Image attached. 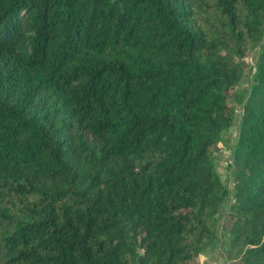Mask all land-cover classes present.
Wrapping results in <instances>:
<instances>
[{"label":"trees","instance_id":"obj_1","mask_svg":"<svg viewBox=\"0 0 264 264\" xmlns=\"http://www.w3.org/2000/svg\"><path fill=\"white\" fill-rule=\"evenodd\" d=\"M224 204L264 264V0H0V264H200Z\"/></svg>","mask_w":264,"mask_h":264},{"label":"rangeland","instance_id":"obj_2","mask_svg":"<svg viewBox=\"0 0 264 264\" xmlns=\"http://www.w3.org/2000/svg\"><path fill=\"white\" fill-rule=\"evenodd\" d=\"M256 50H257V47L252 49L251 52L249 53V56H248L249 63L247 64L248 66L244 70L239 80L240 82V85H239L240 89L238 90L239 92L245 89L250 83L252 73L255 69L253 60H254V55H255ZM240 111H241V105L239 104V101L236 100V106L234 110V119H233L232 125L228 128H224L221 131L219 140L217 141V143L214 145V147L211 150L214 163L218 168H220V173L222 175L223 181L228 187L231 186V180H230V185L226 183L228 177L230 176V173L228 171V160L230 158V145H231V142L233 141L232 139H234L235 137V133H236L235 128L237 126V123L239 122ZM228 183H229V180H228ZM225 208H226V205L225 204L222 205L220 209L218 221H217V226L220 229L224 228L222 226V216H221L222 214L221 213L225 210ZM224 230L226 229L224 228ZM226 256H227V251H226Z\"/></svg>","mask_w":264,"mask_h":264},{"label":"crops","instance_id":"obj_3","mask_svg":"<svg viewBox=\"0 0 264 264\" xmlns=\"http://www.w3.org/2000/svg\"><path fill=\"white\" fill-rule=\"evenodd\" d=\"M216 169L223 180L220 168L216 166ZM228 180L229 177L226 183L230 185V180L229 183ZM229 240L230 233L227 230H224V228L220 229L217 226L215 239L200 251V264H232L226 256Z\"/></svg>","mask_w":264,"mask_h":264}]
</instances>
